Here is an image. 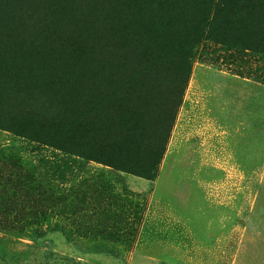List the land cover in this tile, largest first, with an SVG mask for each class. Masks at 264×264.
Instances as JSON below:
<instances>
[{"label":"rangeland","instance_id":"1","mask_svg":"<svg viewBox=\"0 0 264 264\" xmlns=\"http://www.w3.org/2000/svg\"><path fill=\"white\" fill-rule=\"evenodd\" d=\"M0 264H264V0H0Z\"/></svg>","mask_w":264,"mask_h":264},{"label":"trees","instance_id":"2","mask_svg":"<svg viewBox=\"0 0 264 264\" xmlns=\"http://www.w3.org/2000/svg\"><path fill=\"white\" fill-rule=\"evenodd\" d=\"M159 45V44H157ZM106 73V67L104 64L103 60H98V70L96 73H93V81L95 82L96 85H104L103 77L105 76ZM87 78L84 77V79ZM184 78L186 79V73L184 75ZM85 81L87 82V80L85 79ZM146 82V81H145ZM184 82V80H183ZM134 84H132L133 86ZM142 83L140 82H136L135 83V87L137 86H141ZM88 84L84 83L81 84L80 86V91H83L84 93L87 91L88 92ZM97 86V87H98ZM139 91H142V94H140ZM138 91V93L140 94V99H144L143 98V93H156V89L155 87H149L148 84H145V86L141 87V89ZM135 93H137V90L134 91ZM159 92V91H158ZM182 93V88L179 90V93H177V98H176V93L173 94V104H171V106L169 107V111L171 112H175L177 107L180 105V99H178V95H181ZM143 107H145L146 109L150 108V105H147V103L145 104V102L143 101L142 104ZM166 108V105H164L161 109ZM128 113H132L131 111H128ZM138 115H133L128 117V119L126 121H120V136L116 137L117 138V142H123L122 145L123 147L125 146L129 156L120 159L117 157H110L112 159V166L121 171V172H125L131 175H135V176H139V177H144V178H148L151 179L154 176L151 174V171H154V168L156 166V164L158 163V160L162 154V141L159 144V147L157 146L154 148H149L147 149V154L144 155L143 159L141 161H139V159L142 157V154H138V155H133L135 154L136 151V147L133 146L134 142L137 141L136 136H137V131L141 128V121L139 120L140 118L137 117ZM172 117L169 118V120L167 121L166 125H165V141L168 138V133L169 130L171 128V124H172ZM121 129L123 132H121ZM75 129L73 127H69L68 130L63 134V138L64 141L61 142V140H59L63 146L64 149H69V148H75V149H71L72 152L76 153L77 155L83 156V157H92V156H99L98 152L96 150L93 149L92 146L89 145L88 141L83 143V142H79L81 140H78L77 134L74 131ZM66 141H70V142H66ZM163 144H164V138H163ZM132 153V155H130ZM93 158V157H92Z\"/></svg>","mask_w":264,"mask_h":264}]
</instances>
